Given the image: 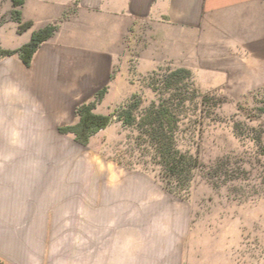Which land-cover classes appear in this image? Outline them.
I'll list each match as a JSON object with an SVG mask.
<instances>
[{"label": "rangeland", "instance_id": "obj_1", "mask_svg": "<svg viewBox=\"0 0 264 264\" xmlns=\"http://www.w3.org/2000/svg\"><path fill=\"white\" fill-rule=\"evenodd\" d=\"M16 10L0 0V28ZM250 10L248 19L208 20L197 32L138 33L129 60L114 65L111 103L97 105L109 115L138 96L142 114L182 93L175 143L199 162L189 185H170L146 132L116 117L87 145L74 134L14 137L12 84H0V162L13 157L10 149L29 148L38 154L27 157L32 162L85 168L95 180L93 217L88 209L87 224L60 223L61 249L91 250L92 263L102 264H264V13ZM144 51L163 58L140 62ZM180 69L191 77L165 81Z\"/></svg>", "mask_w": 264, "mask_h": 264}, {"label": "crops", "instance_id": "obj_2", "mask_svg": "<svg viewBox=\"0 0 264 264\" xmlns=\"http://www.w3.org/2000/svg\"><path fill=\"white\" fill-rule=\"evenodd\" d=\"M22 1V20L32 26L23 34L16 22L1 27L2 49H21L46 27L55 32L30 67L18 56L0 61V84H12L14 137L37 141H57L61 127L78 123L79 105L104 89L103 101L111 103L114 65L129 60L127 48L138 33L153 27L197 32L208 20L248 19L250 6L264 13V0ZM146 52L140 62H161L163 56ZM31 150L10 149L13 157L0 162V264H102L92 263L91 250L58 244L60 223L65 228L71 222L87 224L88 209L93 217L97 189L92 174L85 168L37 164L27 159L37 154Z\"/></svg>", "mask_w": 264, "mask_h": 264}, {"label": "trees", "instance_id": "obj_3", "mask_svg": "<svg viewBox=\"0 0 264 264\" xmlns=\"http://www.w3.org/2000/svg\"><path fill=\"white\" fill-rule=\"evenodd\" d=\"M12 2L17 8L14 22L19 24V30L23 34L31 28L32 24L24 23L22 20L21 8L24 2L22 0H12ZM54 32L55 27L52 26L35 32L30 42L21 49L5 50L0 47V58L6 59L18 56L27 67H30L34 54L54 35ZM184 77L190 78L191 72L180 69L170 72L165 77V81L175 84L182 81ZM107 93L108 89H104L95 95L93 100L79 105L76 112L79 122L75 125L61 127L59 133L74 134L78 143L87 145L94 134L96 135L112 124L114 117L125 126H139L146 132V136L152 140L153 147L161 160L160 164L170 177L169 184L182 186L184 181H187V185H189L193 181L199 162L194 156L183 153L177 148L174 136V131L180 123L178 113L175 112L174 107L183 106L186 103V99L179 98L183 94L177 95L174 93L170 96L160 97L157 102L146 108L142 114L139 113L142 101L138 99V96H133L115 113L109 115L96 114L97 105L103 101Z\"/></svg>", "mask_w": 264, "mask_h": 264}]
</instances>
